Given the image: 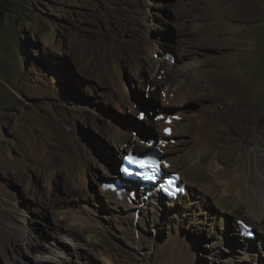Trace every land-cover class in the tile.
Segmentation results:
<instances>
[{
    "label": "rangeland",
    "instance_id": "obj_1",
    "mask_svg": "<svg viewBox=\"0 0 264 264\" xmlns=\"http://www.w3.org/2000/svg\"><path fill=\"white\" fill-rule=\"evenodd\" d=\"M214 96L264 114V0H0V264H264L241 260L244 212L217 209L179 151L164 148L225 232L210 211L183 212L186 196L161 203L158 222L102 200V178L129 152L117 133L130 152L147 133L163 148L154 121L169 108L185 115L166 137L178 147ZM139 106L153 112L141 119Z\"/></svg>",
    "mask_w": 264,
    "mask_h": 264
},
{
    "label": "bare ground",
    "instance_id": "obj_2",
    "mask_svg": "<svg viewBox=\"0 0 264 264\" xmlns=\"http://www.w3.org/2000/svg\"><path fill=\"white\" fill-rule=\"evenodd\" d=\"M165 55L164 53L163 56L158 58L157 63L159 66H164L166 61ZM151 81H153V79L150 80V83L154 84V82ZM125 93L127 95L128 91L126 92L125 90ZM166 99L170 104H173L172 99ZM211 103L214 105H211L212 108L208 110V113L206 111L207 114L203 111L204 109L200 110L198 113H194L189 119L191 123L188 124L187 129L180 132L181 139L175 142V145L182 147H175L167 142L166 137H170L174 133L173 126L178 124L174 119L169 121L172 128L170 127L169 129V127H167L169 129L167 135L159 131L157 135L158 143L162 142L163 145H165L163 148L158 146L162 151V165L170 172L179 173L180 179L185 182L186 191L184 196L186 197L183 199V212L190 213L193 211V214L201 215V213L208 214L210 211L213 215L212 220L217 219V222L215 224L213 222L211 225L218 224L223 228L222 231L225 232L226 224L223 219V212H220L221 214L217 216L219 211L213 209L212 206L201 210V207L206 201V199H204L205 196L192 190L195 184H197L195 181L187 178L179 170L173 168L180 163L176 161L177 155L174 154L171 156L164 153V148L166 151L170 152L179 151L178 159L181 160L182 164H185V168L194 171L199 170L196 176L200 175L206 178L207 181L205 183L199 181L198 185L201 184L199 187L203 188L206 192L212 194H214V192L217 193L213 195V197H217L213 199L217 202V204L214 202L217 209L225 212L227 209L232 211L240 207L245 214V217L240 219L256 227L257 233L255 238L258 240V243H260L263 240L262 235H264V114L252 111L247 106L245 107L244 96H214L211 99ZM168 110L169 108L163 109L164 114H162V116L164 118H171L175 113L168 112ZM175 114L181 115V117L178 116L180 118L185 116L183 115L184 112L183 114ZM190 115L192 114L190 113ZM156 122L159 124V129L165 125L162 121L158 120L154 121V125ZM151 124L153 125V123ZM184 136L187 137L183 138ZM116 137H118L121 143V149L130 152L132 146L128 145L127 147L126 145L125 147L127 140L119 133L116 134ZM138 141L142 142L146 148L150 147V145L145 144V141L139 139ZM252 146L258 147L257 152L251 149ZM125 153L123 154V158ZM108 172L109 169L106 171L107 176H111ZM117 174H113L111 177H115ZM207 182L210 183L208 184ZM101 183L102 181L100 184ZM211 184L214 185V189ZM101 193L104 195L102 200H104L106 204H109L111 208L119 211L120 214H124L125 216L129 214L128 212L130 211L124 207L125 205L130 208L139 205L138 207L143 206V209L138 219L144 216L146 220H152L154 222L160 220L156 217V214L159 213L157 209L161 206V203L174 207V202L184 197L179 196L175 200H162L155 192H150L148 197L145 198L143 196V191L141 192L139 190H137L135 199L129 198L126 193H122L117 198H115L114 192L111 191L101 190ZM148 207L154 210L151 215L147 212ZM133 213L134 215H138L136 210H133ZM133 213H131V215H133ZM237 218L239 219V217ZM124 219L127 220L128 218ZM238 219L234 222L236 223ZM131 222L134 224V220ZM233 230L232 228V231ZM214 233L219 235L222 241H225L224 233L219 232L218 229ZM237 247L241 249L242 253L247 254V256L243 257L241 260H250L251 262L253 261V263H258L255 260L258 258L261 260L262 258L257 252H252L251 254L246 253L253 249V245L250 243L246 244L238 240Z\"/></svg>",
    "mask_w": 264,
    "mask_h": 264
},
{
    "label": "clouds",
    "instance_id": "obj_3",
    "mask_svg": "<svg viewBox=\"0 0 264 264\" xmlns=\"http://www.w3.org/2000/svg\"><path fill=\"white\" fill-rule=\"evenodd\" d=\"M141 113H144L145 114V112L144 111H139V117L141 118ZM144 117H145V115H144ZM160 117H162L161 115H160ZM176 119L177 117L175 116V115H172L171 116V118H164L163 119V122H164V126L161 128V133H164L165 135H167L168 134V132H169V129L167 128V127H169L168 125H166L167 123H169V121L171 120V119ZM167 130V131H166ZM152 140L153 139H151V140H143V141H145L146 142V144H148V145H150L151 144V142H152ZM153 149H155V150H158L156 153H151V151L153 150ZM130 153H133V154H138V155H145V154H150V155H148V157H151V156H153V158H156L159 162H160V169L164 172V174H171V173H174V172H170V171H168V170H166L164 167H163V165H162V162H161V157H162V151H161V149L159 148V147H157L156 145H153V146H151V147H149V148H146L145 146H141L139 149H137L136 151H134V152H126L125 153V156L126 155H128V154H130ZM125 156H124V158H125ZM124 158L122 159V161L120 162V164H119V166H118V174L115 176V177H110V178H107V181H105V182H102V184H101V190L102 191H111V192H114V191H112V190H109V189H104V186L106 185V184H109L110 182H113L114 181V179L115 178H121L120 177V175H121V164L123 163V161H124ZM175 173H177V172H175ZM177 175H178V179H179V181L180 182H183L181 179H180V174L179 173H177ZM184 183V190H183V194H180V196H184V194H185V187H186V185H185V182H183ZM137 190H139V191H143V190H141V189H139L138 188V186L135 188V197L134 198H132V197H130L129 196V194H128V192L126 191V188H124V191L122 192V193H126L127 194V196L129 197V198H131V199H135L136 198V195H137ZM180 192H182V190H179ZM148 193V191H143V196L146 198V197H148V195L149 194H147ZM164 194V193H163ZM162 194V192H161V194H159V193H157V195H159L161 198H162V200H175V199H172V198H170V197H167V196H165V195H163ZM114 196H115V198H117V195H116V193L114 192ZM176 202V201H175ZM253 227V226H252ZM254 228V227H253ZM254 232L256 233V230L254 229ZM239 236V231L237 230V237ZM251 244L253 245V249H252V251H254V252H257V253H259L257 250H256V245H255V243H254V241H251Z\"/></svg>",
    "mask_w": 264,
    "mask_h": 264
},
{
    "label": "snow or ice",
    "instance_id": "obj_4",
    "mask_svg": "<svg viewBox=\"0 0 264 264\" xmlns=\"http://www.w3.org/2000/svg\"><path fill=\"white\" fill-rule=\"evenodd\" d=\"M144 115V113H141V119L144 118ZM127 159L130 164L135 165L141 169H151L153 172H157L160 169V162L151 158L141 159L134 156H129L127 157Z\"/></svg>",
    "mask_w": 264,
    "mask_h": 264
},
{
    "label": "water",
    "instance_id": "obj_5",
    "mask_svg": "<svg viewBox=\"0 0 264 264\" xmlns=\"http://www.w3.org/2000/svg\"><path fill=\"white\" fill-rule=\"evenodd\" d=\"M140 109H142V111H144L145 113H147L148 115L153 112V109L151 107H144V106H139ZM144 139L145 140H151V139H154V134H150V133H147L145 136H144ZM255 149L257 150L258 147L256 146ZM102 182H105L107 181V178H102L101 180Z\"/></svg>",
    "mask_w": 264,
    "mask_h": 264
},
{
    "label": "trees",
    "instance_id": "obj_6",
    "mask_svg": "<svg viewBox=\"0 0 264 264\" xmlns=\"http://www.w3.org/2000/svg\"><path fill=\"white\" fill-rule=\"evenodd\" d=\"M224 216V215H223ZM254 232V230H252Z\"/></svg>",
    "mask_w": 264,
    "mask_h": 264
}]
</instances>
